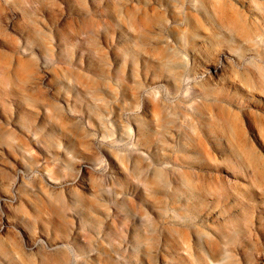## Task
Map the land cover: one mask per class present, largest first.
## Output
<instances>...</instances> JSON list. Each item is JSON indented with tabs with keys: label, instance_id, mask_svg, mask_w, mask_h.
<instances>
[{
	"label": "rangeland",
	"instance_id": "374dc122",
	"mask_svg": "<svg viewBox=\"0 0 264 264\" xmlns=\"http://www.w3.org/2000/svg\"><path fill=\"white\" fill-rule=\"evenodd\" d=\"M0 264H264V0H0Z\"/></svg>",
	"mask_w": 264,
	"mask_h": 264
}]
</instances>
